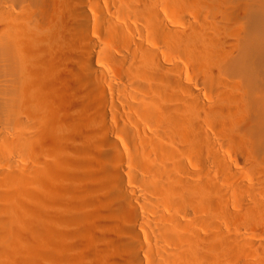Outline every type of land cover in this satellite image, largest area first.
I'll return each instance as SVG.
<instances>
[{
  "label": "bare ground",
  "instance_id": "bare-ground-1",
  "mask_svg": "<svg viewBox=\"0 0 264 264\" xmlns=\"http://www.w3.org/2000/svg\"><path fill=\"white\" fill-rule=\"evenodd\" d=\"M52 145L90 192L70 249L21 201ZM257 220L264 0H0V264H264Z\"/></svg>",
  "mask_w": 264,
  "mask_h": 264
},
{
  "label": "rangeland",
  "instance_id": "rangeland-1",
  "mask_svg": "<svg viewBox=\"0 0 264 264\" xmlns=\"http://www.w3.org/2000/svg\"><path fill=\"white\" fill-rule=\"evenodd\" d=\"M62 119H64L65 120V118L64 117H61ZM61 118H59V120H61V122H62V119ZM66 121V120H65ZM64 122V121H63ZM77 127V126H76ZM73 129V128H72ZM71 129V130H72ZM74 129H75V131H76V128L74 127ZM78 129V128H77ZM70 129H68V130H66V132L63 134V136L65 135V137H66V133H67V131H68V133H67V136H68V134L69 133H71L70 131H71ZM74 131V130H73ZM74 131V132H75ZM74 132H72L73 133V135L74 134H76V133H74ZM77 132V131H76ZM71 135V134H70ZM72 135V136H73ZM56 145H52V146H50L49 148H46L45 149V151H44V153H43V159H42V161H44V165H46V167H44L40 172H39V174L37 175V177L35 178V188H33V189H31L29 192H26V194L25 193H23V195L24 196H22V204L23 205H25L27 202H26V200H29V201H36L37 203H39L40 201H41V198H42V194H43V198H44V200L45 199H48V201L45 203V201L43 200V198H42V203L44 204H48V202H49V205H53L52 203H55V207L57 208V207H59L60 205V207L59 208H57V210H58V212H59V216H58V221L57 222H55V225H56V228L54 229V232H53V234L55 233V232H57V233H55V235H53V239H52V243L54 244H56V245H60V246H62L64 249H70V245H72V244H74L75 243V241L74 242H72L73 240H75V239H73V238H71V234H70V231L73 229V226L75 225V226H77V224L79 223V220H78V218H76L75 216H78L79 215V213L82 211V209H85V210H87L88 208H89V206H90V204H91V199L89 198V196H90V192H89V190L87 189L86 190V185L85 184H82V183H77V182H79L80 180H83L82 178H80L81 176H79L81 173L83 174L84 173V170L82 169V170H80L81 169V166H79V164L77 163V164H75L76 163V160L77 161H79V158H80V156L79 155H77V154H73V153H71V154H68V153H65L64 151V153H62L61 154V150L59 149V147H55ZM61 148V147H60ZM122 148H124V147H122ZM60 150V151H59ZM49 151V152H48ZM54 151V152H53ZM59 151V152H58ZM125 151V149H123V152ZM52 152V153H51ZM126 152V151H125ZM233 152V153H232ZM232 156H233V158L236 160L238 157V161L236 160V162H238L239 164V166H242L243 165V162H244V158H243V156L241 155V150H239V149H234V150H232ZM239 153V154H238ZM68 156H67V155ZM53 155L54 156H57V158L55 157V160H54V157H53ZM65 155H66V157H65ZM60 156H62L63 158H64V160H61V157ZM75 156H76V158H75ZM236 156V157H235ZM69 157V158H68ZM122 157H124V162H125V164L124 165H126V156H125V154L123 153V156ZM121 157V158H122ZM51 158V159H50ZM62 158V159H63ZM75 158V159H74ZM243 158V159H242ZM57 159V160H56ZM58 159H59V161H58ZM67 159V160H66ZM68 159H70L69 161H68ZM123 159V158H122ZM61 160V161H60ZM46 161V162H45ZM47 161H49L50 163V165L48 166L47 164ZM74 161H75V163H74ZM51 162L53 163V164H51ZM55 162V163H54ZM69 162H70V164H69ZM242 162V163H241ZM43 163V162H42ZM58 163H60V164H58ZM68 163V164H67ZM23 165L21 168H27L28 166H24V164H22V163H20V162H18V165ZM65 164V165H64ZM71 164H72V166H71ZM53 165H55L54 167H52ZM70 166V167H69ZM80 167V168H79ZM125 167V166H124ZM242 167H244V166H242ZM19 168V167H18ZM20 168V169H21ZM73 168V169H72ZM94 168V169H93ZM97 168V165H96V163L93 161V164L91 165V167L90 168H86L87 170H85V172H87V173H89V171H90V173L92 174V171H94L93 172V174H95V171L97 170L96 169ZM24 169V170H25ZM48 169V170H47ZM53 172H52V171ZM77 170V171H76ZM43 172H44V174H43ZM89 173V174H90ZM41 174H43V175H41ZM71 174H73L72 176H71ZM76 174V176H74ZM78 174V175H77ZM81 174V175H82ZM92 174V175H93ZM46 175V176H45ZM53 175V176H52ZM40 176V177H39ZM75 178H74V177ZM48 178V179H47ZM73 178V179H72ZM53 181H52V180ZM125 179H126V177H125ZM51 180V181H50ZM75 180V181H74ZM78 180V181H77ZM125 181H128L127 179L125 180ZM81 182V181H80ZM55 183V184H54ZM74 183H76L77 185H74ZM126 183V185L128 184V182H125ZM40 184H42V186L40 185ZM46 184H48V185H46ZM79 184V185H78ZM85 185V186H82V185ZM38 185V186H37ZM72 185H74L73 187H72ZM90 185V184H89ZM130 185V184H129ZM47 186V187H46ZM66 186V187H65ZM77 186H79V187H77ZM84 187L83 189L82 188H80V187ZM48 187H50V188H48ZM64 187L65 188H67V189H69V190H67V191H64L65 189H64ZM69 187V188H68ZM49 189V192H48V189ZM73 188H74V193H73V198H71V199H69L70 198V194L73 192ZM75 188H77V189H75ZM78 188L80 189V190H78ZM135 188V187H134ZM43 189H45L46 191H47V193H46V195L44 194V191L45 190H43ZM70 189H71V191H70ZM137 189L138 188H135V190H136V193H137V195H138V192H137ZM34 190V192H32ZM43 190V191H42ZM82 190V191H81ZM35 191L37 192L35 195L34 194H32V193H35ZM76 191H77V195H76ZM80 191V193L81 194H79L78 192ZM83 191H86V192H83ZM139 191H140V188H139ZM53 192H54V194H53ZM56 192V193H55ZM60 192H61V194H62V196H63V198H62V196H56L57 194H59L60 195ZM65 193V192H67V194H65V195H63V193ZM39 193H41L40 195H41V197L40 196H38V194ZM50 193V196L48 195ZM86 193V194H85ZM28 194H29V196H28ZM56 194V195H55ZM85 194V195H84ZM139 194H141V195H138V196H140L142 199L146 196L145 194H143V193H141V191H140V193ZM31 195V196H30ZM32 195H33V197H32ZM47 195H48V197H47ZM53 195V196H52ZM87 195V196H86ZM143 195V196H142ZM38 198H37V197ZM81 198H79V197ZM26 197V198H25ZM31 199H30V198ZM46 197V198H45ZM61 198L60 200L59 199H55V198ZM67 197V198H66ZM75 197V198H74ZM86 197V198H85ZM88 197V198H87ZM147 197V196H146ZM29 198V199H28ZM32 198H34V200H32ZM37 198V199H36ZM40 198V199H39ZM67 199V201H68V203L67 202H65L66 201V199ZM77 198V199H76ZM64 199V200H63ZM73 199H74V201H73ZM87 199H89L88 201H89V203L87 202H84L85 200ZM38 200V201H37ZM82 201L83 203H82V205L80 206V204H81V202H79V201ZM144 200V199H143ZM51 201H53V202H51ZM61 203H60V202ZM73 202H74V205H73ZM42 203H41V205H40V208L42 209L43 208V206H42ZM59 205H58V204ZM70 203L72 204V205H70ZM75 203H78V205L76 204L75 205ZM86 203V204H85ZM65 204V205H64ZM67 204V205H66ZM89 204V205H88ZM57 205V206H56ZM64 205V206H63ZM87 207H86V206ZM68 206H70L69 208H68ZM74 208H73V207ZM39 207V206H38ZM79 207V208H78ZM66 208V209H65ZM60 209V210H59ZM64 209V210H63ZM61 211V212H60ZM69 211V212H68ZM73 211V212H72ZM67 213V214H66ZM69 213V214H68ZM63 214V215H62ZM73 214H75V216H71V215ZM67 215H68V217H67ZM70 215V216H69ZM61 217H65V218H61ZM66 217H67V219H66ZM74 217V218H73ZM60 218L63 220V221H61L60 220ZM70 218V219H69ZM72 218V219H71ZM69 219V220H68ZM75 219V220H74ZM78 220V221H77ZM59 221H61L60 223H58ZM71 221V222H70ZM255 222H257V223H255ZM59 225H58V224ZM256 224V225H255ZM62 226V227H61ZM247 226H249V228L251 227L252 229H256L257 230V232H256V235L255 236H253L252 238L254 239L255 238V240H261V241H264L263 239H264V235L263 236H261V234L259 235V231L258 230H262V229H264V224H263V222L262 221H259V220H257V221H254V222H252V224L251 225H247ZM60 228V229H59ZM66 228V231L64 230ZM72 228V229H71ZM57 229V230H56ZM63 231H62V230ZM60 230H61V233H60ZM63 232V233H62ZM67 232H69V233H67ZM66 233V234H65ZM63 234V235H62ZM249 234H251V233H249ZM58 235V236H57ZM66 235V236H65ZM64 236V237H63ZM62 237V238H61ZM261 237H263V238H261ZM56 238H57V240H56ZM59 239V240H58ZM69 240H70V242H69ZM72 240V241H71ZM58 243V244H57ZM70 243V244H69ZM62 244V245H61ZM69 244V245H68ZM65 245V246H64ZM68 246V247H67ZM50 249V248H49ZM51 250V249H50ZM146 259H144V261H145ZM145 263V262H144ZM155 263V262H154ZM150 264H152V263H150Z\"/></svg>",
  "mask_w": 264,
  "mask_h": 264
}]
</instances>
